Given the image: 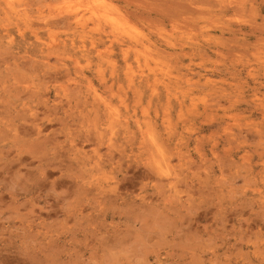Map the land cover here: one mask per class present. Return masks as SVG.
Instances as JSON below:
<instances>
[{"label": "rangeland", "instance_id": "obj_1", "mask_svg": "<svg viewBox=\"0 0 264 264\" xmlns=\"http://www.w3.org/2000/svg\"><path fill=\"white\" fill-rule=\"evenodd\" d=\"M0 188V264H264V0H0Z\"/></svg>", "mask_w": 264, "mask_h": 264}, {"label": "bare ground", "instance_id": "obj_2", "mask_svg": "<svg viewBox=\"0 0 264 264\" xmlns=\"http://www.w3.org/2000/svg\"><path fill=\"white\" fill-rule=\"evenodd\" d=\"M8 1V0H7ZM10 1V0H9ZM36 110V109H35ZM30 111V110H29ZM53 111V110H52ZM36 112V111H35ZM33 113V112H32ZM37 113V112H36ZM8 114V113H7ZM25 115V114H24ZM28 115V114H27ZM38 115V114H37ZM34 117H36V116H34ZM38 118V117H37ZM20 119V118H19ZM23 119V118H22ZM43 120V119H42ZM24 121V120H23ZM27 121V120H26ZM41 123V122H40ZM13 124V123H12ZM64 125V124H63ZM23 127V126H22ZM27 127H25V129H26ZM20 132V131H19ZM55 132V131H54ZM50 135V134H49ZM52 136V135H51ZM87 135H85V137H86ZM41 139V138H40ZM52 139V138H51ZM72 139V138H71ZM90 140V139H89ZM88 140V141H89ZM72 143V142H71ZM40 149V148H39ZM35 150V149H34ZM43 151V150H42ZM19 159V158H18ZM20 160V159H19ZM45 162V161H44ZM54 164V163H53ZM49 167V166H48ZM39 168V167H38ZM9 169V168H8ZM11 169V168H10ZM41 170H43V169H41ZM2 173V172H1ZM8 173H9V171H8ZM46 173V172H45ZM6 176V175H5ZM2 178H4V177H2ZM28 178V177H27ZM4 179H6V178H4ZM62 179V178H61ZM41 180V179H40ZM39 181V180H38ZM30 183V182H29ZM39 183V182H38ZM70 183V182H69ZM35 184V183H34ZM30 185L32 186V184L30 183ZM37 185V184H36ZM28 186V185H27ZM37 186H39V185H37ZM26 188H29V187H26ZM1 189V188H0ZM31 190V189H30ZM32 190H34V188L32 189ZM37 191V190H36ZM2 192V191H1ZM91 192V191H90ZM31 193V192H30ZM14 195V194H13ZM34 195V194H33ZM69 195V194H68Z\"/></svg>", "mask_w": 264, "mask_h": 264}]
</instances>
